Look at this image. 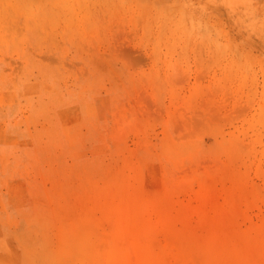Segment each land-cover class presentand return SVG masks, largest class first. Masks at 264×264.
Instances as JSON below:
<instances>
[{
	"label": "rangeland",
	"instance_id": "obj_1",
	"mask_svg": "<svg viewBox=\"0 0 264 264\" xmlns=\"http://www.w3.org/2000/svg\"><path fill=\"white\" fill-rule=\"evenodd\" d=\"M0 264H264V0H0Z\"/></svg>",
	"mask_w": 264,
	"mask_h": 264
},
{
	"label": "bare ground",
	"instance_id": "obj_2",
	"mask_svg": "<svg viewBox=\"0 0 264 264\" xmlns=\"http://www.w3.org/2000/svg\"><path fill=\"white\" fill-rule=\"evenodd\" d=\"M156 1H157V0H156ZM159 2H160V1H159ZM226 10H227V9H226ZM234 28H235V27H234ZM232 39H233V38H232ZM246 40H247V39H246ZM228 41H229V40H228ZM248 41H249V40H248ZM248 41H247V42H248ZM229 42H230V41H229ZM249 42H250V41H249ZM233 43H234V42H233ZM231 44H232V43H231ZM260 49H262V48H260ZM262 64H263V63H262Z\"/></svg>",
	"mask_w": 264,
	"mask_h": 264
}]
</instances>
